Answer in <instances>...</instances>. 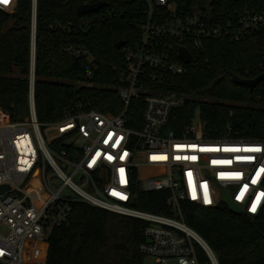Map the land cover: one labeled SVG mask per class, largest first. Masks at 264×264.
I'll use <instances>...</instances> for the list:
<instances>
[{
	"label": "built area",
	"instance_id": "built-area-1",
	"mask_svg": "<svg viewBox=\"0 0 264 264\" xmlns=\"http://www.w3.org/2000/svg\"><path fill=\"white\" fill-rule=\"evenodd\" d=\"M143 1L141 37L123 49L119 86L125 106L143 98L139 128L126 124V108L118 114L80 108L41 126L32 83L24 118L12 120L0 107V186L7 185L0 189V264L44 261L51 230L68 221L77 200L144 220L141 249L156 264H220L183 220L181 201L210 207L225 190L247 214L264 208V137H210L197 113L176 133L169 115L186 95L163 87L186 70L179 45L198 51L203 39L228 32L238 39L264 24V11L245 13L229 28L170 0ZM138 190L168 192L170 214L138 208ZM36 244L40 256L33 260Z\"/></svg>",
	"mask_w": 264,
	"mask_h": 264
},
{
	"label": "trees",
	"instance_id": "trees-1",
	"mask_svg": "<svg viewBox=\"0 0 264 264\" xmlns=\"http://www.w3.org/2000/svg\"><path fill=\"white\" fill-rule=\"evenodd\" d=\"M14 1L0 6L5 8H0V107L11 119L28 114L32 83L41 126L80 108L113 114L126 108V124L139 128L143 98H131L125 106L119 86L123 49L141 37L144 1L105 0L98 10L83 14L78 5L98 0ZM170 1L185 13L199 8L212 24L229 28L238 27L245 13L264 11V0ZM121 39L124 45L115 47ZM187 46L192 58L186 70L163 84L186 95L183 105L171 110L168 126L180 133L197 113L210 137H264V79L251 91L231 79L232 73L251 78L264 70V24L238 39L230 32L207 37L198 51ZM167 195L138 190L136 206L170 214ZM181 213L220 264H264V208L250 219L223 202L209 207L183 200ZM144 228L140 218L77 200L68 221L51 230L44 261L28 264H144Z\"/></svg>",
	"mask_w": 264,
	"mask_h": 264
},
{
	"label": "water",
	"instance_id": "water-1",
	"mask_svg": "<svg viewBox=\"0 0 264 264\" xmlns=\"http://www.w3.org/2000/svg\"><path fill=\"white\" fill-rule=\"evenodd\" d=\"M107 2L105 0H98L96 2H91V3H83L78 5V13L79 14H83V13H87V12H91V11H96L98 10L100 7L104 6ZM125 43L124 39L118 40L115 43V47L119 48L121 46H123ZM178 50V56L185 62V63H189L191 60V53L190 51L182 45H179L177 47ZM222 76H220L221 78ZM231 79L234 83L236 84H242L245 85L249 88V90L251 91L261 80L264 79V70L262 72H260L259 74H257L254 77L251 78H245V77H241L235 73H232L231 75ZM7 187V185H1L0 189L3 190ZM221 201L226 204V206L234 213H240L241 212V208L240 206L235 203L228 195L227 191H223L222 195H221ZM133 203H135V199L133 200ZM250 219L254 218V215L252 214H248Z\"/></svg>",
	"mask_w": 264,
	"mask_h": 264
},
{
	"label": "rangeland",
	"instance_id": "rangeland-1",
	"mask_svg": "<svg viewBox=\"0 0 264 264\" xmlns=\"http://www.w3.org/2000/svg\"><path fill=\"white\" fill-rule=\"evenodd\" d=\"M14 2H16V1H14ZM0 6L7 7L8 6V3L7 4L0 3ZM2 7H0V8H2ZM2 9H5V8H2ZM10 10H12V9L10 8ZM195 11L196 12H200V9L197 8V9H195ZM139 160H141V158H139ZM34 247H35V250L32 252V256H31L30 259H33L34 260L36 258L38 260V257L40 256V245L39 244H36ZM41 254H42V256L44 255V253H41ZM144 264H156V263H155V261L153 260L152 257L146 256L145 257V260H144Z\"/></svg>",
	"mask_w": 264,
	"mask_h": 264
},
{
	"label": "snow or ice",
	"instance_id": "snow-or-ice-1",
	"mask_svg": "<svg viewBox=\"0 0 264 264\" xmlns=\"http://www.w3.org/2000/svg\"><path fill=\"white\" fill-rule=\"evenodd\" d=\"M9 2V0H0V3H4V4H7ZM255 182V181H253ZM255 210V208H253V211Z\"/></svg>",
	"mask_w": 264,
	"mask_h": 264
}]
</instances>
